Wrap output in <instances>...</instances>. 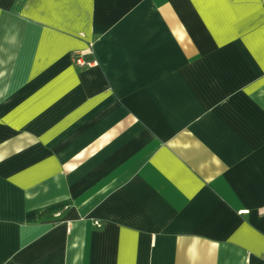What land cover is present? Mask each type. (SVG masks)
I'll list each match as a JSON object with an SVG mask.
<instances>
[{"label": "crops", "instance_id": "0c3cea01", "mask_svg": "<svg viewBox=\"0 0 264 264\" xmlns=\"http://www.w3.org/2000/svg\"><path fill=\"white\" fill-rule=\"evenodd\" d=\"M0 264H264V0H0Z\"/></svg>", "mask_w": 264, "mask_h": 264}, {"label": "trees", "instance_id": "16d2710c", "mask_svg": "<svg viewBox=\"0 0 264 264\" xmlns=\"http://www.w3.org/2000/svg\"><path fill=\"white\" fill-rule=\"evenodd\" d=\"M68 205H69L68 202H63L44 208L40 212V218L41 219H45L47 217L53 218L56 213H58L60 210H64Z\"/></svg>", "mask_w": 264, "mask_h": 264}, {"label": "built area", "instance_id": "2783aa9c", "mask_svg": "<svg viewBox=\"0 0 264 264\" xmlns=\"http://www.w3.org/2000/svg\"><path fill=\"white\" fill-rule=\"evenodd\" d=\"M77 62L80 64V65H82V66H85V65H89V66H92L93 65V62H91V61H86L85 59H83L82 57L81 58H79L78 60H77Z\"/></svg>", "mask_w": 264, "mask_h": 264}]
</instances>
